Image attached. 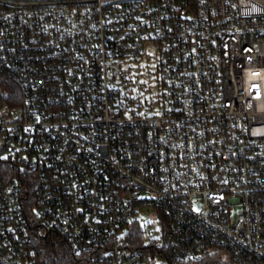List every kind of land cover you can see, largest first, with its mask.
<instances>
[{
	"label": "built area",
	"instance_id": "1",
	"mask_svg": "<svg viewBox=\"0 0 264 264\" xmlns=\"http://www.w3.org/2000/svg\"><path fill=\"white\" fill-rule=\"evenodd\" d=\"M0 74V264L26 179L73 264H264V0H0Z\"/></svg>",
	"mask_w": 264,
	"mask_h": 264
},
{
	"label": "trees",
	"instance_id": "2",
	"mask_svg": "<svg viewBox=\"0 0 264 264\" xmlns=\"http://www.w3.org/2000/svg\"><path fill=\"white\" fill-rule=\"evenodd\" d=\"M15 83L7 77L0 74V107L3 104H17L19 94ZM14 170L8 161L0 158V181H6ZM29 178V177H28ZM22 191L25 192L24 206H26L27 217L31 225L32 234H34L32 245L35 248L37 257L45 264H73L74 256L68 247L67 241L56 231H46L36 218L34 213L33 186L29 179L22 184ZM27 197V198H26ZM144 239V230L142 224L138 221L128 226L126 235V244L132 247H142ZM196 264H217V257H207L195 261Z\"/></svg>",
	"mask_w": 264,
	"mask_h": 264
},
{
	"label": "rangeland",
	"instance_id": "3",
	"mask_svg": "<svg viewBox=\"0 0 264 264\" xmlns=\"http://www.w3.org/2000/svg\"><path fill=\"white\" fill-rule=\"evenodd\" d=\"M143 217L141 218L143 226L146 229L147 236L154 238L155 235L160 233V224L157 219H154L149 213H142Z\"/></svg>",
	"mask_w": 264,
	"mask_h": 264
}]
</instances>
